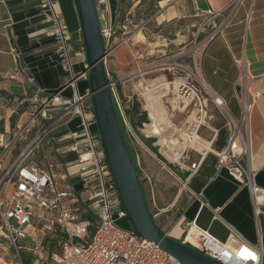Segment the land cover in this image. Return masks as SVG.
Returning a JSON list of instances; mask_svg holds the SVG:
<instances>
[{
	"label": "built area",
	"instance_id": "built-area-1",
	"mask_svg": "<svg viewBox=\"0 0 264 264\" xmlns=\"http://www.w3.org/2000/svg\"><path fill=\"white\" fill-rule=\"evenodd\" d=\"M38 2L46 22L50 24L47 35L57 43L60 58L71 76L69 85L75 88L81 77L88 80L87 65L80 75L74 74L73 61L78 54L75 53L72 34L57 11V2ZM241 3L242 0H234L226 12L214 15L221 17L222 21L205 37L203 49L220 35ZM102 33L107 51V74L115 95V85L121 80L145 75L157 69L168 70L169 59H159L145 66H137L132 72L114 81L107 68L110 44L115 34L111 22H103ZM197 38L198 34H194L193 54L182 52L176 57L191 58L194 67L189 66L187 69L182 65L181 69L189 72L187 77L192 82L204 84L196 55ZM78 45V53L86 56L82 33ZM15 56L16 68L6 78L19 82L23 94L7 99L2 97L0 90V264H181L157 245L143 240L132 228L119 225L120 221L127 219V214L121 205L101 144L90 91L82 94L75 88L74 95L68 102L63 101L57 93L45 99L37 96L31 99L28 87L33 86L35 80L31 77L21 79L25 76L24 69L20 66L21 54L16 53ZM244 79L243 75L235 84L241 105L239 118L233 116L222 99L213 95L215 104L227 121L228 137L224 148L212 152L217 157L216 171L227 169L249 189L257 219L263 214L261 207L264 189L256 184L255 172L247 163L250 158V110L259 93H251ZM179 89L187 99L193 94L194 101L197 99L204 110L203 104L206 102L201 101L199 90L195 86L191 88L184 84ZM181 100L185 105L184 96ZM118 103L125 116L119 100ZM6 110L11 112L10 118L21 111V116L29 113L30 118L23 127L18 125L16 130L6 129L3 121L5 116L1 115V111ZM57 110H60V115L53 116L52 112ZM74 118L81 120L80 132L75 135L71 145L63 149L57 148L56 153L61 155L70 152L77 156V160L70 164L60 161L51 163L50 169L31 162L32 155L54 142L53 135ZM195 118L197 120L189 123L186 132L190 136L192 133L198 134L203 123L198 113ZM33 131V139L21 154L8 162V156L14 152L13 148L28 141ZM204 160L202 155L199 162L187 167L189 180L200 171ZM136 161L141 183L145 180L151 183V178L145 175L138 158ZM194 197L202 206H208L203 192ZM195 227L194 223H190L179 241L219 264H262V247L250 244L235 229H231V242L225 243ZM194 230L201 235L197 242L190 235ZM48 243L51 246H47Z\"/></svg>",
	"mask_w": 264,
	"mask_h": 264
},
{
	"label": "crops",
	"instance_id": "crops-1",
	"mask_svg": "<svg viewBox=\"0 0 264 264\" xmlns=\"http://www.w3.org/2000/svg\"><path fill=\"white\" fill-rule=\"evenodd\" d=\"M108 1L111 10L117 15L118 0ZM56 2L57 11L64 18L72 34L73 44L74 42L76 44L74 49L78 55L73 61V71L78 76L84 71L86 56L78 53L81 29L74 0ZM95 2L100 22L109 21L105 7L102 10L99 8L100 3H105L104 0ZM233 2L234 0H175L156 20L159 25L175 21L177 26L176 23L179 21L183 23L189 18H208L209 24L215 29L222 18L214 15L226 12ZM49 27L50 24L43 16L38 0H0V90L6 95H12L11 98L23 94L19 82L6 78L16 68V53L21 54L20 66L24 69L25 76L21 79L31 77L35 80L34 85L28 87L31 99L35 96L45 99L57 93L63 101L68 102L73 97L75 88L82 94L90 91L88 80L83 77L77 78L75 88L69 85L70 73L60 58L57 43L47 35ZM182 32L180 28L179 33ZM126 54L127 50L121 47L115 49L113 51L116 57L115 65H120ZM197 57L207 86L216 97L225 102L235 118H239L241 114L236 82L244 75V82L250 92L259 93L250 110V158L247 165L255 172L256 184L264 189V0H242L220 35L200 54L198 53ZM5 112L3 121L6 129L12 128L16 115H19L17 126L20 125L22 111L11 118V112L9 110ZM52 115H60V110L52 112ZM80 129L79 118L70 120L53 135L54 142L43 147L42 153L47 151L49 159L52 157L51 163H56L57 160L65 164L74 163L77 160L75 154L65 152L60 155L56 153V149L71 145ZM151 155L156 156L154 153ZM13 159V154L8 156V162ZM161 164L164 169L178 177L181 176L174 166L177 173L172 171L168 166L170 163ZM189 187L193 200L186 203L185 200L180 201L181 195H178L174 202L161 207L158 209L159 213L153 215L161 231L179 241L184 237L187 226L194 223L197 230L209 233L222 242L230 243L233 228L247 242L261 246L264 250V202L261 207L263 214L256 219L249 189L227 169L216 171V166L212 168L207 164L191 177ZM200 192H203L204 201L208 206H202L194 197ZM152 199L155 205V199ZM147 202L150 208L148 198ZM197 230L190 234L195 242L201 238Z\"/></svg>",
	"mask_w": 264,
	"mask_h": 264
},
{
	"label": "rangeland",
	"instance_id": "rangeland-1",
	"mask_svg": "<svg viewBox=\"0 0 264 264\" xmlns=\"http://www.w3.org/2000/svg\"><path fill=\"white\" fill-rule=\"evenodd\" d=\"M174 1L175 0H164L159 7L155 9V12L151 15V17H147V14H145L144 11L149 7V2H147L142 8L140 7L141 9L138 10L140 0H126L125 9H128L127 11L130 12L129 14L132 16V22L134 20L137 21L139 26L131 27L129 23L124 30L125 33L122 35L118 33L120 31L119 21L117 19V15L111 10L109 1L104 0L105 3L102 2V4L100 3L99 5L101 10L103 7L107 10V19L110 18L109 22L112 23L115 31L114 38H112L110 44L111 48L109 50V56L107 58V68L114 81L121 78L124 74L132 72L137 68V66H145L154 61H158L159 59L168 58L170 61V64L167 67L168 70L157 69L145 75L143 74L127 80H121L115 85L116 95L113 92L117 104H119V100L124 112L126 109L130 108L132 102H135L139 104L141 112L147 113V117L149 119V123L143 124L137 129H134L130 119L123 116V112L120 110L125 123L126 135L132 149V153L135 155L136 159H139L145 175L151 178V183L145 180L141 184L145 189L144 191H146L145 193L147 194L151 213L153 215L158 214V209L161 207L174 202L178 195H181L180 201L185 200L187 203L188 201L193 200L192 191L189 187L190 175L186 180H184L174 175L171 171L164 169L161 164L163 161L160 160L157 155L154 157L151 155V153H153L152 150L142 142L140 136L153 142V148L157 150L158 154L167 163L174 166L180 172L181 176H184L185 173L190 174L186 168L193 163L199 162L202 159V155L191 148H187V150L181 152L182 158L177 162L169 161L166 155L174 157L178 154L179 149H176V146L172 144V141L175 142V140H177L181 144L185 142L183 134L187 132V129L190 126L189 123L191 121L189 119L191 116L194 115L195 117L198 113V115L202 117L201 121L203 123L197 135H199L204 142L208 144L212 143L211 151H207L206 156H203L205 160L201 169H204L207 164L212 168L217 165V157L212 150L218 151L224 148L228 137V129L226 127L227 121L223 117L221 110L215 104L212 94L203 86L202 82L195 83L192 82L191 79H188L187 75L189 72L181 69L182 65L187 69L189 66L193 68L192 59L176 57L182 52H192L193 54L194 50H192V48L195 45L194 34H198L196 42L198 46L196 55L198 56V53L200 54L203 50V41L205 37L212 30H214L213 25L209 24L210 20L208 18H189L183 23L179 21L176 23L177 26L175 25V21L170 24L165 23L159 25L156 20L157 17L162 11L168 9L171 2L173 3ZM128 5H130V7H128ZM166 24L167 26L165 27ZM102 25L103 23H101V26ZM192 25H194V27H192ZM160 27L161 29L159 31ZM180 28L183 31L182 33H179ZM119 47L127 50V54L122 58L120 65H115L114 60L116 57H114L113 51ZM160 81L170 84L169 89L167 90L165 88H161ZM176 81H182L191 88L195 86L199 90L198 95L201 101L203 103L206 102V104H203L204 110L198 104L197 99L194 101L192 98L194 97L193 94L190 97V100V98L187 99V96L181 94V90L179 88L178 91L175 90L174 83ZM186 91L188 90L186 89ZM150 93L155 96L163 95V108H166V115H169V121L171 122L170 127L165 125L163 122L159 123L161 130L163 131H161L159 136L152 134V126L155 121L150 118L147 108V100L150 96L147 94ZM11 96L12 95L2 93V97L4 98L9 99ZM183 96L185 100L187 99V103H185V105L181 100ZM177 98L180 101L178 104H175ZM186 106H188L187 110H185ZM229 110L233 114L232 110ZM1 113L3 117L6 115L5 111H1ZM29 118V113L24 114L20 122L21 127L28 122ZM18 120L19 115H16V117L13 118L14 125L11 129H17L16 126L18 124ZM221 131L225 134V140H223L219 135ZM33 135L29 136L28 141H23L17 145L13 153L14 158L25 149L28 142L33 139ZM30 161L38 164L41 168L50 169V163L53 160L52 157L49 159V154L46 150L44 153L40 150L36 151L32 155ZM54 172H57V170H54ZM142 178L145 179L143 174ZM152 198L155 199V205ZM119 225L124 228H131L128 219L120 221ZM46 245L51 246L50 243Z\"/></svg>",
	"mask_w": 264,
	"mask_h": 264
},
{
	"label": "water",
	"instance_id": "water-1",
	"mask_svg": "<svg viewBox=\"0 0 264 264\" xmlns=\"http://www.w3.org/2000/svg\"><path fill=\"white\" fill-rule=\"evenodd\" d=\"M86 51L88 83L97 130L131 228L181 264H219L168 236L157 226L128 149L106 69V47L95 0H74Z\"/></svg>",
	"mask_w": 264,
	"mask_h": 264
},
{
	"label": "trees",
	"instance_id": "trees-1",
	"mask_svg": "<svg viewBox=\"0 0 264 264\" xmlns=\"http://www.w3.org/2000/svg\"><path fill=\"white\" fill-rule=\"evenodd\" d=\"M163 1L164 0H140V5L138 7V10L141 9L147 2H149L150 3L149 7L146 8L144 12H145V14H147L146 15L147 17H151V15L155 12V9L158 8L159 5ZM125 3H126V0H118L117 19H118L119 25H120V31L118 33L121 34V35L123 33H125L124 30L126 29V26L129 25V23H130L131 27H138L139 26L137 21L134 20L132 22V16H131V14H129L130 12L127 11L128 9H125V6H126ZM128 7H130V5H128ZM161 27L159 28V31H160ZM74 44H75V42H74ZM2 93L5 94V92H2ZM113 100H114L116 112H117V115H118V118H119V122H120V125H121V128H122V131H123V134H124L128 149L130 151V154H131L132 160L134 162L135 168L137 170L138 176L141 177L139 169L137 167L136 157L132 153V149H131V147L129 145V142H128V139H127L126 128H125V123H124V120H123V116L121 115V112H120V109H119L118 104L116 102L114 94H113ZM125 116H126V118L130 119V122H131V124H132L134 129H137L138 127L142 126L143 124L149 123V119L147 117V113L146 112H141V108H140L139 104H137L135 102L132 104V106L129 109L125 110ZM12 125H14V123ZM219 135H220V137L223 140H225V134L222 131L219 133ZM140 138H141L142 142L148 148H150L152 150V152L154 154H156L160 160H162L163 162L166 163V161L158 154L157 150L155 148H153V142L149 141L148 139H146V138H144L142 136H140ZM168 166L172 169V171L176 172L175 168L172 165L168 164ZM180 177L182 179L186 180L189 177V174H185L183 177L182 176H180ZM142 189H143V192H144V194L146 196V193L144 191L143 185H142ZM146 200H147V198H146Z\"/></svg>",
	"mask_w": 264,
	"mask_h": 264
},
{
	"label": "bare ground",
	"instance_id": "bare-ground-1",
	"mask_svg": "<svg viewBox=\"0 0 264 264\" xmlns=\"http://www.w3.org/2000/svg\"><path fill=\"white\" fill-rule=\"evenodd\" d=\"M163 81H160V83H161V86L160 87L161 88H165V89L168 90L170 84H168L167 82H163ZM184 84L185 83L182 82V81H180V82L179 81H176L174 83L175 90L178 91V88H180V86H183ZM203 85L205 86V82H204ZM205 88L212 94V96L214 95L212 93V91L209 89V87L207 86V84H206ZM147 95H150L148 97L149 99L147 100L148 101L147 108H148V111H149V116H150L151 119H153L155 121L154 125L152 126V129H153L152 134L155 135V136H159L160 133H161V131H162L159 123H162L163 122V123H165V125H167L169 127L171 125V122L169 121V115H166V113H167L165 111L166 108L165 109L163 108V102H162L163 95L162 96L161 95H159V96L156 95L155 96L154 94H151V93L150 94H147ZM190 100H191V98H190ZM179 101L180 100H178V98H177L176 101H175V104H178ZM186 103H187V100H186ZM176 106H178V105H176ZM173 107H172V109H173ZM189 120L191 121L190 123H192L193 120L196 121L197 119L193 115V116H191V118ZM183 138H184V141L185 142L182 143V144L179 143L177 140H175V142L172 141V144L176 146V149L177 148L179 149V152L174 157H171L169 155H166V157H167V159L169 161H171V162H177V161H179V159L182 158L181 152H184V150H187V148H191V149L197 151L198 153H200L203 156H206V152L207 151H211V144L212 143L208 144V143L204 142L199 137V135H197L196 133H192V136H190L189 134L184 133L183 134Z\"/></svg>",
	"mask_w": 264,
	"mask_h": 264
}]
</instances>
